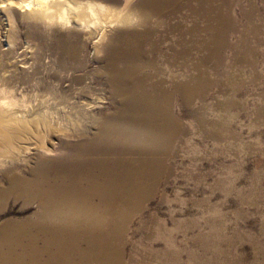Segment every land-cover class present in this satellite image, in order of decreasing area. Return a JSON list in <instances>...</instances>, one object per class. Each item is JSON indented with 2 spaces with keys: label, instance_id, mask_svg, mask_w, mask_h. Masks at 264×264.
Returning <instances> with one entry per match:
<instances>
[{
  "label": "bare ground",
  "instance_id": "6f19581e",
  "mask_svg": "<svg viewBox=\"0 0 264 264\" xmlns=\"http://www.w3.org/2000/svg\"><path fill=\"white\" fill-rule=\"evenodd\" d=\"M248 1L244 5L242 0L3 1L6 9L19 8L50 32L57 27L82 31L91 44L97 43V52L105 49L107 59L100 72L118 101L93 133L70 130L53 151L42 148L29 177L15 171L8 175L0 201L10 191L26 203L35 202L37 208L26 220L0 227V264H162L167 255L177 261L171 233L155 214L138 228L148 225L143 236L148 244L134 241L127 256L128 229L141 219L159 186L166 184L162 179L173 175L167 160L187 144L185 134L194 129L202 138L212 137L218 147L232 138L224 127L227 119L220 117L228 118L232 79L218 70L225 55L231 67L236 62L254 68L250 37L263 24L257 23L261 17L257 0ZM163 24L167 29L149 31ZM58 46L73 61L81 44L59 31ZM211 89L217 95L207 102ZM64 98L65 107L74 111H88L97 103L94 98ZM176 99L190 111V124L177 118ZM262 105L258 110L264 112ZM209 112H214L212 118ZM21 113L10 99H0V124L14 128L3 141H25L22 135L33 124ZM9 151L0 147L1 166L7 164L8 154L18 155L15 147ZM227 151L235 154L231 147ZM221 227L224 230L222 222ZM218 231L215 225L209 235L197 236L203 251L212 252L211 260L192 254V264H243V257L226 255L217 246L226 238ZM158 236L165 238L163 250L151 243Z\"/></svg>",
  "mask_w": 264,
  "mask_h": 264
},
{
  "label": "rangeland",
  "instance_id": "374dc122",
  "mask_svg": "<svg viewBox=\"0 0 264 264\" xmlns=\"http://www.w3.org/2000/svg\"><path fill=\"white\" fill-rule=\"evenodd\" d=\"M3 1L0 0V88H4H1L0 99H10L33 127L27 129V134L23 133V143L5 142L6 134L14 128L0 124V134H3L0 135V147L4 151L15 147L18 151V155L8 154L7 164L0 165V193L8 185V175L13 171L29 177L39 151L42 148L53 151L62 141L63 134L70 130L93 133L99 121L118 101L103 84L106 77L100 71L107 59L105 49L97 52V43L91 44L82 31L74 33V30L57 27L50 32L42 25L34 24L19 8L6 9ZM248 2L242 0L243 5ZM256 2L261 13L257 23L263 26L250 37L255 48L254 56L250 54L254 68L236 62L231 67L225 55V64L218 70L219 74H227V79H232L230 87L234 91L230 93L226 109L228 118L220 116L227 119L224 127L232 138L218 147L212 137L202 138L194 129L184 135L190 149L186 144L180 148V154L175 153L177 156L167 160L174 169L173 175L162 179L166 184L159 186L155 197L139 215L141 219L129 226L125 246L127 256L134 241L141 239L143 244H148L143 238L147 235L148 225L145 229L138 228L143 223L149 224V215L155 214L171 233L169 237L173 238V249L177 251V261L167 255L160 260L162 264H192V254L210 257L212 252L203 251L197 236L209 235L215 225L219 227L217 233L223 232L226 237L217 243L220 249L227 251L224 254L232 252L243 257V264H264V112L258 110L264 104V8L262 0ZM236 16L241 20L238 9ZM163 29H167L166 24L148 30ZM59 31L81 44L77 59L71 61L62 55L58 46ZM236 72H240L239 75ZM221 94L218 99L222 98ZM67 95H73L79 101L94 98L97 103L87 112L68 110L64 104ZM214 95L217 94L211 89L206 101L210 102ZM177 100L174 108L177 118L190 124V111ZM208 116L212 118L214 112H209ZM22 147L24 152L20 151ZM216 147L219 151H215ZM230 147L234 155L227 151ZM50 156H57V153ZM162 196L166 197L165 202L159 201ZM36 208L35 202L26 203L24 197L8 191L0 201V227L8 221L26 220ZM221 222L225 225L224 230ZM164 240L158 236L151 243L156 249L163 250Z\"/></svg>",
  "mask_w": 264,
  "mask_h": 264
}]
</instances>
